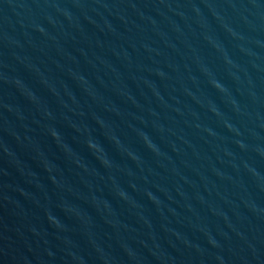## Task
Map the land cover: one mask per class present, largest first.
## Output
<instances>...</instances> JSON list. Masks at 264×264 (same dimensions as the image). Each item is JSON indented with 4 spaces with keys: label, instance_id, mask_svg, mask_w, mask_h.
I'll return each mask as SVG.
<instances>
[{
    "label": "water",
    "instance_id": "obj_1",
    "mask_svg": "<svg viewBox=\"0 0 264 264\" xmlns=\"http://www.w3.org/2000/svg\"><path fill=\"white\" fill-rule=\"evenodd\" d=\"M0 264H264V0H0Z\"/></svg>",
    "mask_w": 264,
    "mask_h": 264
}]
</instances>
